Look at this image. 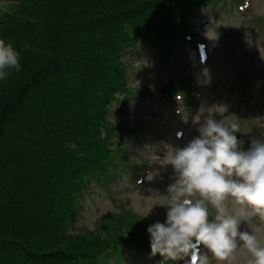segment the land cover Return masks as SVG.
<instances>
[{"label":"trees","instance_id":"obj_1","mask_svg":"<svg viewBox=\"0 0 264 264\" xmlns=\"http://www.w3.org/2000/svg\"><path fill=\"white\" fill-rule=\"evenodd\" d=\"M185 2L11 0L6 5L0 38L18 52L20 70L0 80V264H74L77 252L144 233V221L132 214L108 215L94 230L63 238L60 213L66 195L72 197L73 177L85 170L92 174L91 156L103 150L95 146L100 117L93 115L105 75L117 77L114 60L136 34L152 39L159 26L157 7L173 15ZM145 16L149 26L143 29ZM105 145L108 153L107 138ZM111 163L109 156L105 165Z\"/></svg>","mask_w":264,"mask_h":264},{"label":"clouds","instance_id":"obj_2","mask_svg":"<svg viewBox=\"0 0 264 264\" xmlns=\"http://www.w3.org/2000/svg\"><path fill=\"white\" fill-rule=\"evenodd\" d=\"M13 69L20 70L19 54L0 38V80ZM204 76L209 83L207 70ZM207 111L203 122L196 118L199 135L183 148L170 146L162 161L174 182L160 204L165 222L147 228L151 253L172 261L190 257L187 264H235L243 252L246 264H264V237L258 229L241 230L253 218L264 221V139L253 137L245 151L235 135L239 122L216 120Z\"/></svg>","mask_w":264,"mask_h":264},{"label":"rangeland","instance_id":"obj_3","mask_svg":"<svg viewBox=\"0 0 264 264\" xmlns=\"http://www.w3.org/2000/svg\"><path fill=\"white\" fill-rule=\"evenodd\" d=\"M3 2H6L5 5H7L9 0H0V4ZM205 11L209 14L212 13L211 10ZM233 11L234 14L226 10L215 12L220 14L219 19L216 18L217 23L225 26L222 31H216L213 28L214 25L212 24V27L206 21L207 26L204 36L213 50L212 61L206 68L210 82L203 83L205 70L196 74L194 79L189 80L190 83L198 84L201 87L199 92L202 95V102L198 106L194 122H192V126L185 137L181 141H173L172 147L183 148L192 138L199 135L197 131L199 125L196 123V118L199 116L201 122H203L204 116L208 115V109L213 111L212 115L216 120H228L235 116L238 119L240 116L245 117V114H247L245 108L249 103L250 109L247 112L250 122L246 124L244 131L248 143H251L253 137L264 139V104H262L264 101L259 97L261 86L264 87V37L251 22H248L250 15L242 12H240L242 14L240 15L237 11ZM252 12L255 15L264 17V0H254ZM252 28H255V30H252ZM142 50L144 49L139 51L140 55L135 52L139 57L135 55L126 57L132 61L130 64L137 65L141 60L146 62V66L141 68L136 66L129 70L128 84L131 86L148 83L153 87L154 94L157 95L159 94L157 86L164 82L168 70L158 65V61L152 53L145 56ZM174 64L177 63L173 61L172 66ZM245 77L250 78V84ZM242 86L245 87V90L241 92L246 93L251 89L253 96L256 98L251 101H240L237 90ZM223 107L227 109L225 112H222ZM116 108L115 105L111 107L110 118L113 120L121 119L118 113L114 111ZM202 109L205 111L202 112ZM154 120L147 119L143 121L145 129L143 132L146 138H140L136 134H124V137L130 140L129 145L132 147V155L142 154L149 158L154 157L153 172L147 175L144 183L138 186L137 191L126 192L125 194L130 198H125L131 200L134 210L148 221L163 223L166 219L167 209L160 204L165 202L166 189L163 183V186L160 183L162 179L160 174L166 172L174 175V173L171 166L163 165L164 157L153 150V147H158L161 144L163 136L157 132L161 130L166 132V126H161L156 117H154ZM131 121L136 123V120ZM150 136H152V140L149 139ZM153 136H158V138L155 137L154 139ZM167 136L170 137V135ZM134 137L139 138L138 143L133 141ZM94 187L96 190L88 195L87 211L84 216L79 218L78 227L93 228L97 223L99 213L114 209L109 196L100 187ZM256 229L259 230L257 234L264 237V221H260L259 218H253L249 225L247 222L241 224V230L251 231ZM206 251L205 249L204 252ZM237 255L238 259L235 264H246L247 254L239 252ZM213 264H215V261H213Z\"/></svg>","mask_w":264,"mask_h":264}]
</instances>
